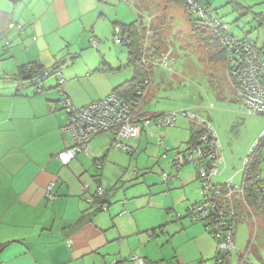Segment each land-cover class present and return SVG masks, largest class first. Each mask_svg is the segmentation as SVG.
<instances>
[{
	"label": "rangeland",
	"instance_id": "1",
	"mask_svg": "<svg viewBox=\"0 0 264 264\" xmlns=\"http://www.w3.org/2000/svg\"><path fill=\"white\" fill-rule=\"evenodd\" d=\"M254 1L259 2V0H234V3L231 0H198L199 6H207L208 10L204 14L196 13L194 17L200 16L212 24L216 21L220 22L223 25L224 35L230 39L254 43L264 58V27L259 26L253 16L254 13H261L264 16V0L256 5L253 4ZM166 3L167 0H102L100 2L82 0L83 13H79L77 21L71 22L66 27L67 38L64 44H60L62 50L53 61L58 67L60 66L61 74L67 71L76 79L84 77L81 75L85 73L87 66L99 69L102 64L109 65L112 71L102 70L103 74L79 82V88L82 89L85 97H97L103 94L108 90L109 81L115 79L124 81L121 76H124L125 70L130 73L127 79L133 77L132 69L126 67L128 53L125 47L113 41V26L143 21V17H152L158 10L163 9ZM235 3L250 10L240 9ZM169 16L170 21H167L165 30L167 33L161 34L164 36L162 45L164 49L168 48L172 52L175 63L171 67L172 72L154 70L142 110L149 114L185 112L210 123L220 142L224 160L219 168V175L212 177L211 183L222 185L232 179L231 186L237 189L242 184L244 162L264 130V119L260 115L249 113L242 101L235 96L227 80L223 60L219 56L207 59L204 48L191 38L190 25L183 11L171 7ZM91 40L97 44L91 45ZM212 49L216 51L217 46ZM212 54L214 51H210L208 55L212 56ZM51 66L45 68L49 70ZM55 84L54 77L43 83L44 88L48 86L54 88ZM152 128L156 127L151 124L142 133L139 134L138 131L135 138L121 140L130 147L131 154L111 148L109 134L100 137L101 140L105 139L108 142L109 152H113L116 164L122 169L120 173L107 175L102 180V185L100 184L104 191L102 199L108 201L110 205L99 204L97 198H93L95 183L82 184L90 186L86 199L88 211L101 215L110 222H127L133 212L132 203H140L147 196L154 197L156 202H162L165 198L177 200L182 199L186 194L194 195L190 202H182L183 209L179 210L181 208L179 205L178 209L171 212L168 216L171 223L165 227V230L161 227L165 222V214L164 211L160 212L159 208L156 209L157 214L151 213L152 216L146 221L149 224L157 223L154 228L158 227L155 229L158 234L175 231L172 239L175 238V242L180 243L179 246H176L174 241L170 244H162L163 249L155 255L158 260L152 264H214L217 242L207 232L214 244V251L209 258L207 257L208 259L206 257L201 259L198 245L182 241L187 238L186 229L175 227L187 223L200 225L203 228L202 224L193 222L187 215L191 206L203 200L202 183L197 180L181 184L179 181L183 169L187 174L195 176V168L193 164H185L177 171L176 166L172 164L177 153L181 159V152L185 150L190 140L191 131L199 126L185 118H179L175 122V127L159 128L160 131H156L157 135L148 132ZM159 139L164 141V146H158ZM165 148H168V151ZM89 155V157L83 156L91 166L95 158L90 152ZM256 165V173L264 178V148L261 149ZM94 167L97 170V166ZM164 175H177V178L165 183ZM172 182H175L173 186L167 185ZM140 210L145 212V209ZM143 214H139L137 218L141 225L144 224V218L141 217ZM121 217L125 218L121 219ZM262 220L260 217L255 218L254 215L247 214H243L238 219L234 247L227 260L230 264H264ZM150 231H146L145 235L147 240L153 241L154 235L150 236ZM166 238L167 236L163 234L157 239ZM119 242L120 240L116 243ZM250 243L254 245L253 253H247ZM240 254L246 258L244 263L239 258ZM135 257L146 262L143 257L147 255L143 251L134 252L130 258L121 259L119 264H133L131 259Z\"/></svg>",
	"mask_w": 264,
	"mask_h": 264
},
{
	"label": "crops",
	"instance_id": "2",
	"mask_svg": "<svg viewBox=\"0 0 264 264\" xmlns=\"http://www.w3.org/2000/svg\"><path fill=\"white\" fill-rule=\"evenodd\" d=\"M81 2L0 0V264H111L114 261L119 264L121 259L130 258L138 251L147 255L143 257L147 264L156 263L155 255L163 249L162 244L175 242L172 239L175 231L164 232L167 238L158 240L163 234L155 231L157 223L146 221L159 208L165 214L161 225L165 230L171 223L168 220L171 212L179 205V210L183 209L182 202L194 198L186 194L182 199L165 198L156 202L154 197L147 196L140 203H132L133 212L127 222H110L88 211L89 193L81 189L83 183L97 181L102 185L107 175L121 172L122 167L116 164L113 152H109L108 142L100 139L103 135L94 138L87 147L88 156L90 152L96 160L102 159L100 171L94 163L90 166L82 154L68 166L56 159L59 152L71 146L70 136L60 132L66 115L61 110L58 91L48 86L44 93L35 95L33 88L18 89L21 83L12 77L29 63L46 68L57 64L53 60L67 38L66 27L83 13ZM11 23L23 26L25 33L19 35L9 30ZM85 69L81 75L85 78L76 79L67 71L61 74L62 90L78 108L102 100L114 88L129 81L130 73L125 70L121 76L124 81H109L103 94L85 97L79 82L103 74L101 67ZM156 131L160 130L152 128L148 132L157 135ZM180 178L181 184L198 180L196 174L189 175L184 169ZM51 183L52 198L46 199V189ZM141 213H144L142 225L137 219ZM179 226L186 229L187 238L182 241L198 245L201 259L213 254L214 244L204 228L187 223L175 227ZM148 230H154L153 241L147 240Z\"/></svg>",
	"mask_w": 264,
	"mask_h": 264
},
{
	"label": "built area",
	"instance_id": "3",
	"mask_svg": "<svg viewBox=\"0 0 264 264\" xmlns=\"http://www.w3.org/2000/svg\"><path fill=\"white\" fill-rule=\"evenodd\" d=\"M186 4L196 9L194 0H186ZM196 11L201 13L198 12L200 11L198 7ZM9 30H15L19 35L24 33V28L14 23L9 25ZM118 31L115 29L113 36V41L116 44L121 43L120 32ZM223 42L227 53H229L226 62V77L235 96L242 101L249 113L260 115L264 119V58H262L255 44L247 40L225 38ZM96 44V42H92L93 46ZM172 63L173 59L170 52L160 54L152 62V64L158 65L168 72H171ZM50 75L55 78L59 86V103L61 110L66 115V121L60 132L68 134L71 142V146L57 156V159L64 166L68 165L78 154L87 156L88 144L93 138L102 134L111 136V148L131 154L130 147L123 144L121 140L135 138L138 131L139 134L142 133L151 124L156 127L154 129H166L175 126L177 119L185 118L203 130L195 142L186 145L185 150L181 152V159L176 154L172 164L176 166L177 171L180 170L181 165L193 164L197 179L202 183L203 200L191 206L187 215L193 222L202 224L205 232L217 242L216 256L221 255L223 257L221 259L227 260L234 247L236 229V217L232 209L231 198L234 193L238 197H242L243 186L238 190L231 189L232 179H229L226 183L228 186L225 187L227 192L222 193L216 185L211 183V178L218 176L219 168L224 161L221 155L220 142L211 124L185 112L165 113L152 119L144 116L140 110V96L144 94V90L143 92L142 90L135 91L134 96L128 99L111 93L102 100L78 108L62 90L64 80L59 71L52 72L48 69L38 71L33 80L35 91L37 93L44 91L43 83ZM144 84L146 85L147 81ZM157 144L160 147L164 146V141L159 139ZM258 148H264V130L250 150L244 162V170L250 164V156ZM165 149L168 151V148ZM96 166L97 170L101 169L100 163H96ZM175 178L177 175H164L163 181L166 183ZM52 188L53 184L51 183L46 189V199L52 198L50 194ZM81 189L83 193H89L90 186L82 185ZM93 193V198H98L103 195L104 191L98 186ZM69 244L68 242V246ZM221 259L216 263L214 261V264L221 263L223 261ZM131 261L135 264H145L143 260L136 257L132 258ZM244 261L245 258L241 262ZM111 264H115V262Z\"/></svg>",
	"mask_w": 264,
	"mask_h": 264
},
{
	"label": "trees",
	"instance_id": "4",
	"mask_svg": "<svg viewBox=\"0 0 264 264\" xmlns=\"http://www.w3.org/2000/svg\"><path fill=\"white\" fill-rule=\"evenodd\" d=\"M97 1L100 2L102 0H97ZM231 1L234 3V0ZM194 3L196 5V9L198 7V9L200 10L198 12L201 13L207 12L208 10L207 6L200 7L198 0H194ZM236 6H238L240 9H243L245 11L250 10V8H245L240 4H236ZM171 7L179 8L183 11L190 25L191 38L195 40L198 43V45L204 48L205 53L207 54V59L210 57L219 56L223 60L225 67L227 66L226 62L229 53H227V49L224 46L223 39L229 37L223 34V30H224L223 25L220 24V22L218 21L213 22L212 24L200 16H197V18H195L194 15L197 13V11L195 8H191L190 6H188L186 4V0H167V3L164 6V8L158 10L154 15H152V17L150 16L143 17L144 18L143 21L145 20L144 22L139 20L127 25L115 24L113 26V36L115 29L119 30L118 32H120L121 43L118 45H122L123 47H125L128 53V61L126 67L132 69L133 77L129 81L114 88L112 93H115L120 97L128 99L134 96L135 91L142 90L143 92L144 90V94L140 96V103H141L140 110L144 116H148L150 119L165 114V113L149 114L142 110V106L145 101L146 95L150 90L153 72L156 69H161L158 65L152 64V62H154L160 56V54L170 52L171 58L173 59L172 65L175 63L174 58L172 57V52L168 48L164 49V46L162 45L164 36L161 35L167 33V31L165 32V30L167 29V23H168L167 21H170L169 14ZM253 16L255 17L259 26L264 27V16L261 13L260 14L254 13ZM161 19H163L162 22ZM24 33H25V28H24ZM92 42L95 41L91 40V45ZM215 46H217L216 51L212 49V47ZM210 51H214V54H212V56L208 55L210 54ZM148 62H150V64H148ZM101 68L104 71L113 70L107 64H102ZM43 69L46 68L38 63L26 64L19 68L18 73H16V75L12 77V80L21 83L18 86V89L19 88L22 89L25 87H30V88L33 87L35 95L42 94L45 92V90L41 93H37L34 88L33 80L36 77V73ZM49 70H51L52 72L58 71L60 70V66L57 67V64H54L52 68ZM171 72H172V68H171ZM50 77L53 76L51 75L48 76V79ZM145 81H147L146 85L144 84ZM53 89L59 92V86L57 82ZM202 131L203 130L200 127L196 128V130H192L190 133L191 135L190 140L187 142V145L191 142H195ZM260 153H261L260 148L255 149V151L250 156L251 161L249 166L247 167V169L244 170L242 185L240 186V187L243 186L242 197L236 198L235 196L237 195L235 193L232 195L231 198L232 209L234 210V214L236 217L235 227H237L238 219H240V217L243 216V214H247V215H254L255 218L260 217L261 220L263 218L261 225L264 230V178H261L258 175V173H256L257 172L256 164L258 163V156ZM97 162L101 163L102 161L100 159L93 160V163H97ZM95 183H96V188L98 186L100 187L99 182L95 181ZM227 186L228 185L226 184L216 185V187H218L222 191V193L227 192V189L225 188ZM239 188H237L236 190H238ZM231 189H235V188L231 186ZM96 201L99 204H108L107 201H104L102 199V196L98 197ZM150 232L152 233V235H154V230H151ZM235 233H236V229H235ZM253 247L254 245L250 243L247 253L250 252L253 253L254 252ZM220 256L218 255L216 256L215 254L214 256L215 263L218 262L221 258H223L222 256L221 257ZM239 258L242 261V259H244L245 256L243 254H240ZM221 260L223 261L219 264H230L229 261H227L228 259L227 260L221 259ZM145 264H147V262H145Z\"/></svg>",
	"mask_w": 264,
	"mask_h": 264
},
{
	"label": "clouds",
	"instance_id": "5",
	"mask_svg": "<svg viewBox=\"0 0 264 264\" xmlns=\"http://www.w3.org/2000/svg\"><path fill=\"white\" fill-rule=\"evenodd\" d=\"M58 71L60 72V70H58ZM60 74H61V72H60ZM44 90H45V88H44ZM111 93H112V92H111ZM111 93H110V94H111ZM108 95H109V94H108ZM108 95H107V96H108ZM102 135H104V134H102ZM97 137H98V136H97ZM95 138H96V137H95ZM67 148H68V147H67ZM63 151H64V150H63ZM63 151H61V152H63ZM61 152H59V153H61ZM59 153H58V154H59ZM58 154L56 155V159H57ZM78 155H80V154H78ZM78 155H77V156H78ZM82 155H83V154H82ZM77 156H76V157H77ZM76 157H75V158H76ZM87 157H89L88 154H87ZM75 158H74V159H75ZM74 159H73V160H74ZM57 160H58V159H57ZM94 160H96V159H94ZM58 161H59V160H58ZM92 161H93V160H92ZM59 162H60V161H59ZM60 163H61V162H60ZM97 163H99V162H97ZM69 164H70V163H69ZM69 164H68V165H69ZM100 164H101V163H100ZM61 165H62V163H61ZM68 165H66V166H68ZM94 165H96V163H94ZM184 165H185V164H184ZM63 166H64V165H63ZM101 168H102V165H101ZM100 170H101V169H100ZM100 170H97V171H100ZM111 263H112V262H111ZM115 264H116V262H115Z\"/></svg>",
	"mask_w": 264,
	"mask_h": 264
}]
</instances>
